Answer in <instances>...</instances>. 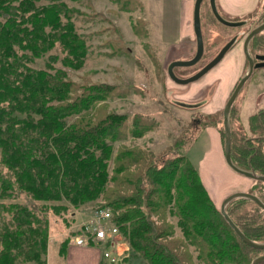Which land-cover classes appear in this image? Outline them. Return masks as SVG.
Wrapping results in <instances>:
<instances>
[{"label":"trees","instance_id":"16d2710c","mask_svg":"<svg viewBox=\"0 0 264 264\" xmlns=\"http://www.w3.org/2000/svg\"><path fill=\"white\" fill-rule=\"evenodd\" d=\"M126 2L118 3L119 8ZM75 13L64 0H0V199L24 193L48 202L56 214L96 201L97 210H110L109 223L125 236L130 264H252L264 249L250 247L230 227L201 183L197 167L181 150V141L158 155L126 145L114 152L113 143L128 127L124 115L98 104L112 96L111 86L76 83L52 65L59 58L51 53L56 47L66 67H80L87 56L88 44L77 31ZM201 17L204 25L226 31L208 5ZM262 35L257 33L253 40L261 42ZM46 54L50 57L45 66L34 67L33 62ZM210 55L204 45L202 57ZM233 106L232 162L264 175V112L248 135L234 126ZM218 118L222 122L221 111L207 120L215 125ZM145 126L141 120L137 129ZM132 133L137 137L142 131ZM252 181L246 191L264 203V181ZM0 207L11 216L0 228V264H16L18 258L45 264L46 221L25 204L5 207L0 201ZM225 210L248 238L264 242V209L237 197ZM66 246L67 240L61 254Z\"/></svg>","mask_w":264,"mask_h":264},{"label":"rangeland","instance_id":"374dc122","mask_svg":"<svg viewBox=\"0 0 264 264\" xmlns=\"http://www.w3.org/2000/svg\"><path fill=\"white\" fill-rule=\"evenodd\" d=\"M64 1L76 11L74 22L77 31L86 38L88 52L80 67L71 68L61 63L63 53L56 47L51 53H56L59 58L51 63L54 67L64 70L66 77L76 83H104L111 86L112 96L98 104H101L99 106H103L105 111L124 115L128 127L127 133L113 143V151L116 152L119 146L126 145L148 148L154 155H158L168 148L171 149L176 141H181V150L197 167L201 183L217 207L227 195L240 191L231 188L237 184L231 177L232 172H225L226 170L218 167L212 155L214 143L209 132L216 129L221 135L219 128L222 127V122L218 118L214 125L207 117L213 115L218 107L216 113L222 112L235 83L247 70L244 59L243 66L240 67L243 69L239 72L237 81L230 86L236 73L241 42H236L230 47L222 59L200 78L180 84L167 75V67L172 61L189 60L194 56L191 44L196 47L195 0H183L182 9L181 0H135L140 1L141 6L135 5L134 0ZM121 1H127V5L122 9L118 6ZM207 1L209 0L202 1L201 10ZM215 2L221 16L233 22L245 19L246 16L241 17V13L251 11L257 0H247L239 5L244 8L239 12L234 11L237 5L235 0ZM139 19L143 21L141 26L138 25ZM228 28L229 36L245 29L243 26ZM201 34L206 51L208 55L211 54L209 57L228 38V34L224 33L220 26L204 25L203 21ZM255 50L256 55L264 54V43ZM49 57V54H46L37 58L33 66H45ZM198 67V64L176 67L175 71L192 75ZM225 74L232 76L228 80L229 86H226V89L229 87L227 97L222 103L226 91L222 87L227 82ZM202 103L207 105L203 107ZM233 110L234 126L242 127L246 134H251L249 131L252 130L255 120L264 112V64L253 67L234 101ZM198 118L201 119L199 124L196 120ZM141 120L147 126L137 129ZM135 129L142 131L141 136L132 135ZM239 178L250 183L248 189L251 187L252 179L241 174ZM0 201L5 207L10 203L25 204L41 220L46 221L48 238L46 253L42 254L45 264H64L58 254L62 242L67 240L68 243L77 234L89 235L97 213L96 201L79 207L69 206L59 214L52 211L48 202L33 200L24 193ZM0 211L1 228L4 223H8L11 216L3 211L2 207ZM166 218L174 222L176 220L168 213ZM174 224L176 226V223ZM175 230L176 234L180 235L179 228L175 227ZM95 242H100L97 246L99 250H107L114 258V261L105 258L107 264L132 263L129 246L123 234L117 236V243L113 247L103 241ZM22 260L23 258H18L16 264L35 263L34 260ZM194 263L198 264L195 260Z\"/></svg>","mask_w":264,"mask_h":264},{"label":"water","instance_id":"95a60500","mask_svg":"<svg viewBox=\"0 0 264 264\" xmlns=\"http://www.w3.org/2000/svg\"><path fill=\"white\" fill-rule=\"evenodd\" d=\"M202 0H195L194 4V31L196 35V52L194 56L189 59V60H175L172 61L168 67H167V75L174 80L177 83L180 84H187L189 82L195 81L198 78H200L202 75H204L208 70H210L213 66H215L225 55L227 50L230 48L232 45L233 39L227 41L220 49L219 51L212 57L203 67H201L196 73L185 77V78H180L176 76L174 73V68L175 67H188L194 65L202 56L203 53V39H202V34H201V29H200V19H199V9H200V4ZM211 4V9L214 14V16L222 23L226 25H232L234 23L229 22L225 20L221 15L218 13L214 0H210ZM264 29V22L261 24L257 25L253 29H251L247 35L244 38L243 41V51L244 54L248 60V67L246 72L241 76V78L237 81L236 85L234 86L232 92L228 96L227 100L225 101V104L222 108V122H223V153H224V159L226 164L235 172L250 178V179H256L260 181H264V175L261 174H256L252 170H245L237 167L231 159V131H230V124H229V110L231 105L233 104L234 100L238 96L243 84L247 80V78L250 76L252 73L254 63H253V58L252 56L248 53V43L250 39L260 31ZM256 58L258 59H264V55L262 56H257ZM237 197H244L248 198L252 201H254L258 206H260L262 209H264V203L260 200L259 197L256 195L248 192V191H235L229 195H227L220 203L219 205V210L221 215L224 217V219L228 222L230 227L234 230V232L238 235V237L247 245L250 247H253L255 249H264V242L259 243L256 241L251 240L248 238L237 226L236 224L232 221V219L229 217L225 210L226 204ZM264 261V253L258 255L257 257L254 258L252 261V264H259Z\"/></svg>","mask_w":264,"mask_h":264},{"label":"crops","instance_id":"0c3cea01","mask_svg":"<svg viewBox=\"0 0 264 264\" xmlns=\"http://www.w3.org/2000/svg\"><path fill=\"white\" fill-rule=\"evenodd\" d=\"M182 1L183 0H181V3H180L181 4L180 9H182ZM192 50H193V48H192ZM239 54L237 57L238 62H236V64H237L236 73L232 79V82H230V86L235 81H237V79L240 75L239 72L241 71V69H243V68L240 69V67L243 66L244 57H243L241 52H239ZM232 74H225V77H227V82L222 87V88H224V90H226L224 92L222 103L225 101V99L227 97L229 87H227L228 89H226V86H229L228 80L230 79ZM202 104H203L202 105L203 107L207 105L205 103H202ZM218 108L216 110H218ZM209 133L213 139L212 143H214V146H213L214 152H212V155L214 156V159L216 160L218 167H221L223 171L226 170L225 172H227V170H230L232 172L231 177L233 178V180L235 179V181L237 183V184L233 185V187H231V188L246 191V189H248V186L250 183H248L247 181L241 180L239 178L240 174L234 172L226 164L225 159H224V153H223V143H222V140H221V137H220L218 131L216 129H212ZM82 236H86V235L79 236L77 234L74 239L69 241L67 243L65 253L61 254L57 251L58 254L60 255V257L62 258L64 264H107L105 262V258L103 257V252L105 249L101 248L99 250L97 248V246H99L100 242L99 243H91V244L89 242L88 243H78L77 242L78 238L82 237ZM57 264H62V263L57 262Z\"/></svg>","mask_w":264,"mask_h":264},{"label":"flooded vegetation","instance_id":"af4514ba","mask_svg":"<svg viewBox=\"0 0 264 264\" xmlns=\"http://www.w3.org/2000/svg\"><path fill=\"white\" fill-rule=\"evenodd\" d=\"M203 1V0H202ZM202 1H201V3H202ZM236 1V3H237V5L235 6V9H234V11L235 12H239V11H241L242 9H244L242 6H240L239 7V5H241V4H243L245 1H247V0H235ZM214 3H215V6H216V2H215V0H214ZM206 5H208L209 6V8L211 9V4H210V0L209 1H207L206 3H205ZM216 9H217V11H218V13H219V10H218V8H217V6H216ZM203 10V9H202ZM201 4H200V9H199V19H200V29H201V21H203L202 20V17H201ZM211 11H212V9H211ZM222 12L224 13L225 11H224V9H222ZM213 13V12H212ZM220 14V13H219ZM242 15H241V17L243 16V15H245L246 16V18L245 19H240L239 21H233L232 23H234V24H232V25H226V24H224V23H222L224 26H226L227 27V29H226V31H227V34H228V38H227V40H225L221 45H220V47L219 48H217V50L212 54V56L211 57H209V58H203L202 56H201V58L194 64V65H199V67L196 69V71L194 72V73H196L201 67H203L212 57H214V55L219 51V49L227 42V41H229V40H231V39H233V42H232V45L230 46V47H232L236 42H241V46H240V48H241V52L243 53V55H244V51H243V41H244V38H245V36L247 35V33L251 30V29H253L254 27H256L257 25H259V24H261L262 22H264V20L263 21H260L263 17H264V0H257V3H256V6L251 10V11H248V12H246V13H241ZM221 15V14H220ZM239 16H240V14H238ZM222 17V16H221ZM217 19V18H216ZM218 20V19H217ZM226 20V19H225ZM219 21V20H218ZM228 21V20H227ZM220 22V21H219ZM229 22H231V21H229ZM230 26H233V27H238V26H243V28H245L244 30L242 29L239 33H236V34H232L231 36H229V34H230V30H229V28L228 27H230ZM222 31L225 33L226 31L225 30H223L222 29ZM263 31V35L261 36V38H262V41L260 42V41H256V40H253V38H254V36L256 35H254L251 39H250V41H249V43H248V53L252 56V58H253V63H254V66L256 65H263L264 64V59L262 60V59H258V58H256L257 56H262V55H264V54H262V55H256V50L255 49H257V46H259V45H262L263 43H264V29L262 30ZM261 32V31H260ZM260 38V37H259ZM260 38V39H261ZM191 48H193V55L195 54V52H196V47H194V45H192L191 44ZM254 49V50H253ZM251 50H253V52H251ZM203 52H204V43H203ZM202 55H203V53H202ZM245 56V55H244ZM243 56V57H244ZM244 59H245V62H246V68L248 67V60H247V58H246V56L244 57ZM260 61V62H259ZM188 67H190V66H188ZM176 68V67H175ZM175 68H174V73L176 74V76H178V77H180V78H185V77H188V76H190V74H186L185 72H183V74H179L177 71H175ZM193 73V74H194ZM180 75V76H179ZM241 78V77H240ZM239 78V79H240ZM235 85H236V83H235ZM244 85V84H243ZM243 87V86H242ZM235 101V100H234ZM218 111V110H217ZM217 111H215L214 113H216ZM201 116H204V115H201ZM198 122H200V118H198V119H196Z\"/></svg>","mask_w":264,"mask_h":264},{"label":"built area","instance_id":"2783aa9c","mask_svg":"<svg viewBox=\"0 0 264 264\" xmlns=\"http://www.w3.org/2000/svg\"><path fill=\"white\" fill-rule=\"evenodd\" d=\"M111 216L110 210L108 208H103L97 210L96 216L93 219V226L90 229L89 235L79 237L78 243H88L97 241H103L110 247H113L117 243V236L119 235L118 228L109 223V218ZM118 234V235H117ZM104 258H109L114 261V258L110 255V252L104 250Z\"/></svg>","mask_w":264,"mask_h":264}]
</instances>
